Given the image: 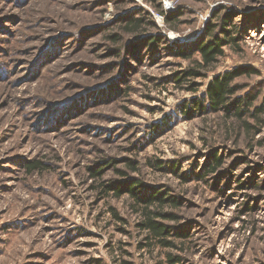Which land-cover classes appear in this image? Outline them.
<instances>
[{"label":"rangeland","instance_id":"374dc122","mask_svg":"<svg viewBox=\"0 0 264 264\" xmlns=\"http://www.w3.org/2000/svg\"><path fill=\"white\" fill-rule=\"evenodd\" d=\"M224 27L241 40L195 90L178 83ZM242 69L243 118L208 109L210 83ZM157 192L179 205L148 207ZM146 207L174 217L155 219L170 248L142 229ZM169 256L264 264V0H0V264Z\"/></svg>","mask_w":264,"mask_h":264},{"label":"trees","instance_id":"16d2710c","mask_svg":"<svg viewBox=\"0 0 264 264\" xmlns=\"http://www.w3.org/2000/svg\"><path fill=\"white\" fill-rule=\"evenodd\" d=\"M229 18L223 19V24L224 26H230L229 24ZM169 18L166 19V22L169 23ZM146 23V20L143 18H130L128 22L126 23L125 29L130 32V33H138L142 28H144ZM235 27V26H234ZM215 27L214 26H208L207 27V32L206 34L209 36L216 37L213 33ZM230 30L226 29L225 27L223 28V31L221 33L222 37H217L215 39H212L211 41H205L202 42L197 49L199 59L194 61L195 68H190L186 70L180 78H177L176 81L178 83H183L184 81L190 80L191 84V89L190 90H195L194 87L198 86L193 83V81L200 79V78H207V72L211 67L215 65V63L218 62V59L222 56H224L225 51L224 49L226 47L231 46V44L238 43L241 39L232 37L231 36ZM111 40L114 42H119V37L118 36H112L110 37ZM182 58L191 60L194 58V53L191 52H182L181 53ZM247 74L246 69L234 71V72H228L226 73L223 77H217L214 81H212L208 87L207 90V99L208 101V109L212 110L213 112H226V114H230L232 105L236 111V116L239 118H243V114H245V111H243V108H246L245 110L248 111V107L251 105V101L249 99H239L235 101L234 104H230L232 98L240 91L239 87L234 85V82L238 79L241 78L242 76ZM263 109H258L256 110L257 112L262 111ZM246 126L249 128V124H246ZM214 163L210 165L208 172L205 175L199 174V177L201 178L206 177L211 174L217 173L219 168L223 164V160L221 157H218L217 155L214 156ZM39 167L38 163H35L33 166H31L29 169L30 171L36 169ZM130 167L135 170V166L133 163H130ZM98 173H95L94 176H97ZM136 183H134L129 189V193L132 196H135L136 193L135 188ZM120 191H118V194ZM167 194L163 192H157L156 194L153 195L151 199L147 201L148 207L149 205L152 204H158L159 206L163 207L167 204H172L174 206H178L179 203L177 200L173 198H167L165 197ZM145 210V222L142 223V229L144 231H147L151 237H148L149 240H155L158 241L160 245H162L165 248H170L172 243L167 240L168 236L170 235V230H168V227L165 225H162L158 223L155 219L156 218H174L171 216H165L162 213H152L147 211V208ZM179 235V234H177ZM168 262L170 264H175L177 262H180V259L177 257H168Z\"/></svg>","mask_w":264,"mask_h":264}]
</instances>
